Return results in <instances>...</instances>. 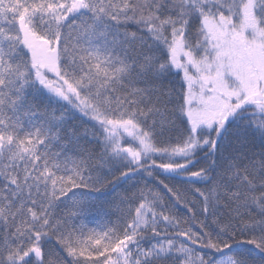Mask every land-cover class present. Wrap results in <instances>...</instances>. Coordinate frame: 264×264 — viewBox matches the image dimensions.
<instances>
[{"label":"snow or ice","instance_id":"snow-or-ice-1","mask_svg":"<svg viewBox=\"0 0 264 264\" xmlns=\"http://www.w3.org/2000/svg\"><path fill=\"white\" fill-rule=\"evenodd\" d=\"M0 264H264V0H0Z\"/></svg>","mask_w":264,"mask_h":264}]
</instances>
